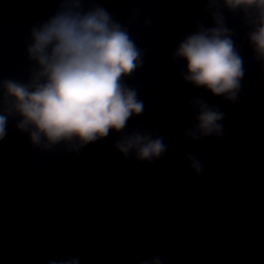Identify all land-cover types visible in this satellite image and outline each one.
I'll return each mask as SVG.
<instances>
[{"label": "water", "instance_id": "obj_1", "mask_svg": "<svg viewBox=\"0 0 264 264\" xmlns=\"http://www.w3.org/2000/svg\"><path fill=\"white\" fill-rule=\"evenodd\" d=\"M99 2L121 23L135 21L130 32L146 50L143 67L126 81L138 89L145 111L126 131L157 133L168 151L151 164L124 160L113 147L117 133L78 155L63 145L42 151L10 118L0 142V264L77 255L80 264H137L156 253L165 264H264V72L241 14L223 10L246 69L243 98L229 104L185 84L183 61L171 60L193 18L211 26L203 0ZM56 6L57 0H0V78L27 79L25 38ZM146 18L152 23L143 27ZM194 97L220 105L230 135L199 142L183 137L193 110L186 120L178 114ZM186 153L203 162L201 179L189 170ZM153 213H159L154 224Z\"/></svg>", "mask_w": 264, "mask_h": 264}, {"label": "clouds", "instance_id": "obj_2", "mask_svg": "<svg viewBox=\"0 0 264 264\" xmlns=\"http://www.w3.org/2000/svg\"><path fill=\"white\" fill-rule=\"evenodd\" d=\"M212 24L193 18L192 30L172 49L171 60L183 61L179 75L185 84L203 89L222 102L237 104L246 74L236 32L227 26L223 10L241 14L253 59L264 72V0H203ZM139 17V10H134ZM117 20L99 0H57L55 11L32 23L26 36L29 61L26 80L0 78V142L8 135L10 118L30 144L42 151L63 145L77 155L89 144L119 134L114 149L124 160L151 164L168 151L163 136L139 127L126 131L128 122L143 115L138 89L126 81L143 67L145 49L133 38L129 24ZM151 19L144 20L148 27ZM169 99L175 101L174 94ZM178 118L192 123L183 137L193 142L222 140L230 135L220 105L202 97L187 101ZM196 180L205 175L201 159L185 154ZM159 213L149 216L155 223ZM162 254H149L137 264H165ZM45 264H80V256L47 259Z\"/></svg>", "mask_w": 264, "mask_h": 264}]
</instances>
